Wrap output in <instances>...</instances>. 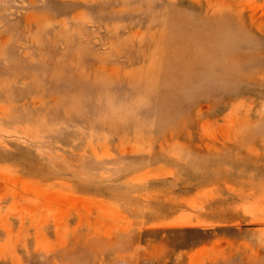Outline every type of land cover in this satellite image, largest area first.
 <instances>
[{
	"label": "rangeland",
	"instance_id": "374dc122",
	"mask_svg": "<svg viewBox=\"0 0 264 264\" xmlns=\"http://www.w3.org/2000/svg\"><path fill=\"white\" fill-rule=\"evenodd\" d=\"M0 264H264V0H0Z\"/></svg>",
	"mask_w": 264,
	"mask_h": 264
}]
</instances>
